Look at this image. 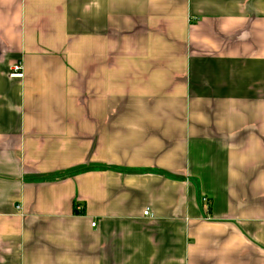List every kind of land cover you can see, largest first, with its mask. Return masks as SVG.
<instances>
[{
    "label": "crops",
    "instance_id": "1",
    "mask_svg": "<svg viewBox=\"0 0 264 264\" xmlns=\"http://www.w3.org/2000/svg\"><path fill=\"white\" fill-rule=\"evenodd\" d=\"M0 264H264V0H0Z\"/></svg>",
    "mask_w": 264,
    "mask_h": 264
},
{
    "label": "built area",
    "instance_id": "2",
    "mask_svg": "<svg viewBox=\"0 0 264 264\" xmlns=\"http://www.w3.org/2000/svg\"><path fill=\"white\" fill-rule=\"evenodd\" d=\"M9 76L13 77V78H22L23 77L22 67H21L20 63H17V64L12 65L10 67ZM143 216H149V217L151 216V212H150V210L148 208H146L143 211ZM91 226H95V222H92Z\"/></svg>",
    "mask_w": 264,
    "mask_h": 264
}]
</instances>
